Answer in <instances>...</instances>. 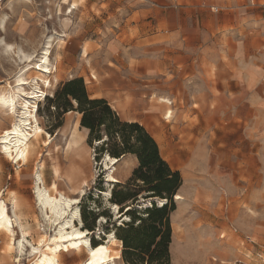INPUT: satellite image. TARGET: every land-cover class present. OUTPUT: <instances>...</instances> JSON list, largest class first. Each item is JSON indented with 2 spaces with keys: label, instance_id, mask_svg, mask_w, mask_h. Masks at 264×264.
<instances>
[{
  "label": "rangeland",
  "instance_id": "374dc122",
  "mask_svg": "<svg viewBox=\"0 0 264 264\" xmlns=\"http://www.w3.org/2000/svg\"><path fill=\"white\" fill-rule=\"evenodd\" d=\"M72 4L76 9L69 13ZM207 13L212 12L201 5V0H69L67 5L64 0H0V18L4 19L0 24V40L13 48L5 53L0 45V96H8L11 91L19 102L18 112L33 91L39 99L35 123L42 132L39 139L31 141L32 149H36L28 162L18 167L3 155L0 144L2 197L11 213V200L15 198L27 240L41 241V237L54 233L34 202L32 187L37 170L43 171L46 186L56 181L60 191L69 197H79L82 227L86 226L90 232L89 244L92 246V240L95 248L104 245L108 235L120 223L124 224L118 222L116 213L110 209L111 194L102 196V191H140L137 199L126 202L125 207L136 208L141 215L148 199L150 203L159 199L145 198L148 192L140 188L141 182L131 179L138 166L132 154L118 159L112 172L116 181H109L112 164L106 152L99 151L101 142H88V130L80 127L78 111L63 112L64 101L59 96L62 86L81 78L90 98L102 96L110 106L116 101V109L111 108L121 118L127 115L134 118L126 108L135 104L128 94L134 86L141 93L135 98L136 104L142 102L145 107L139 110L146 109L149 103L157 106L154 118L160 120L139 123L157 142L162 158L181 177L176 191L179 198L173 197L175 208L170 213V264H264V192L262 195L255 190H226L227 176L223 167L216 168L214 158L224 151L220 141L224 125L213 122L219 115L209 119L193 109L183 122H170L180 119L185 108L180 101L187 99V94L220 81L219 65L212 59L215 49L209 40ZM44 54L48 55L50 74L40 71ZM150 62L159 66L161 75L133 77V66ZM155 65L143 69L155 72ZM18 79L19 84L26 83L19 91ZM160 80L173 88L182 84L184 92L169 107L173 110L172 117L165 119L167 122L166 111L160 110L163 105L155 98L164 97L163 94L154 91L143 94L142 86L159 88V84L163 85ZM143 95L145 100L141 99ZM16 119L7 107H0V135ZM75 128L78 138L83 139L80 145L67 150ZM228 155L229 152L227 158ZM80 189L84 190L82 195ZM7 240L8 235L1 232L0 264L35 261L28 246L19 253L18 262L16 250L6 253ZM118 241L111 245L121 252L115 264H128L122 256V242ZM131 258L138 260L140 255ZM59 261L89 263L84 251L62 252Z\"/></svg>",
  "mask_w": 264,
  "mask_h": 264
},
{
  "label": "crops",
  "instance_id": "0c3cea01",
  "mask_svg": "<svg viewBox=\"0 0 264 264\" xmlns=\"http://www.w3.org/2000/svg\"><path fill=\"white\" fill-rule=\"evenodd\" d=\"M262 3L264 0H201V5L206 6L212 12L206 15L210 20L207 25L208 31L211 33L209 40L215 49V56L212 59L219 65L220 71L217 79L220 81L217 85L211 83L206 89L196 90L191 95L187 94V99L180 101L185 107L180 119L170 122L177 124L183 122L185 115H189L193 109H197L201 114L204 113L210 117L209 119L218 114L220 117L213 118V122L216 124L222 122L224 125V133L220 137L224 151L223 154L214 158L216 168L223 167L224 176H227L226 190H255L262 192L263 195L264 10L260 8ZM221 50L223 54H221ZM147 65L155 64L150 62L133 66L131 69L133 77L151 78L159 73L161 75L162 70L159 69V66L156 67L155 65V72H147L143 69ZM134 80L138 81V79ZM161 82L163 85L159 84L160 87L155 89H152L151 85L142 86L145 89L143 94L153 91L157 94H163L164 97L171 99V106H173L175 101L178 98L181 99V94L184 93L182 84L173 88L166 81L160 80ZM136 89L140 88L136 86L133 89L129 88L128 94L135 104L126 107L127 113L133 115L134 118L129 115L124 118L119 117L123 121L138 123L160 120L158 117L154 118L157 114L155 104L149 103L146 109L139 110L144 105L142 102L136 104L137 99L135 98L141 94L137 93ZM100 98L104 97L101 96ZM141 99L145 100V96L143 95ZM114 102L115 105L112 106L116 109V101ZM161 107L164 108L160 109L162 112L168 109L173 110V107L169 108L170 105L165 106L167 109L164 105ZM118 114L120 113L118 112ZM170 115L172 114L170 113ZM165 119L168 118L164 117ZM221 155H223L222 158H220ZM249 159L252 161H248ZM170 168L173 169L171 166ZM173 170L178 171L177 169ZM214 174L215 172L213 176H216ZM247 176H250V180H247ZM1 183L3 181L0 179V185Z\"/></svg>",
  "mask_w": 264,
  "mask_h": 264
},
{
  "label": "trees",
  "instance_id": "16d2710c",
  "mask_svg": "<svg viewBox=\"0 0 264 264\" xmlns=\"http://www.w3.org/2000/svg\"><path fill=\"white\" fill-rule=\"evenodd\" d=\"M59 96L64 101L63 112L76 110L81 115L80 127L88 130V142H101L99 151L117 159L124 154L136 156L138 166L131 179L141 182L140 188L148 192L145 198L166 200L161 206L151 202L141 215L136 208L125 207L126 202L137 199L140 191L121 193L113 190L110 193V202L119 207V214L129 218L114 231L122 242L123 258L128 264H170V213L175 208L173 197L181 184L179 171L171 169L162 158L157 142L143 125L120 119L106 99L90 98L81 78L66 82ZM83 221L86 222L84 213ZM90 242L95 245L92 240ZM133 255H140V258L133 260Z\"/></svg>",
  "mask_w": 264,
  "mask_h": 264
},
{
  "label": "bare ground",
  "instance_id": "6f19581e",
  "mask_svg": "<svg viewBox=\"0 0 264 264\" xmlns=\"http://www.w3.org/2000/svg\"><path fill=\"white\" fill-rule=\"evenodd\" d=\"M68 2L69 0H64V4L67 5ZM73 9H76L75 4H72L69 13H71ZM3 20L4 19L0 18V24L3 23ZM0 45L2 51L5 53L13 51L12 46L5 43L3 40H0ZM22 58L24 59V57ZM49 67L48 55L44 54L40 64V71L42 73L50 74L51 70ZM19 80L21 79L17 80L18 84L16 85L18 91L21 86L26 84L24 81H21L19 84ZM35 89H37V87ZM21 90L22 93H25L23 89ZM36 93V91H33L31 94H29V92L25 93L26 95H29L26 97L24 103L21 104L22 107L20 108V112H18L19 109H17L19 108V102L11 91L8 96H0V107H7L10 115L17 116L15 123H13L10 128L4 130L0 135L1 151L6 158L11 160L14 164H17L18 167L26 164L31 155L35 153L34 151L36 148L32 149L31 141L32 139H39L40 133L42 132L35 123L36 103L39 100L37 99V95H35ZM17 95H19V93ZM155 98H157L160 105H164V107L166 105L167 107L169 105L171 106L172 104V102L165 97ZM31 99L33 102H30ZM170 113L171 111L169 109L166 110L165 118H169L171 116ZM78 122L79 119L77 120V125ZM82 139L83 138H78L75 128L67 142L66 149L69 150L80 145ZM105 156L112 164L108 179L109 181H116L112 176V172L115 169L114 164L118 162V159L109 156L107 153ZM38 166L40 169L43 168L42 161ZM55 170V172L58 173L57 169ZM42 172L43 171L41 170L35 172L32 193L34 195L35 204L38 205L47 224L53 226L54 233L53 235L41 237V241L44 243H42L43 245H41V241L32 239L27 240L25 233L21 229V224L19 222L20 216L16 210L18 204L15 198L13 197L11 200V213L8 204L2 197L3 192L0 189V233L3 232L8 235V240L5 246L6 253L11 254L16 250L18 255L17 261L19 262V253H23V250L29 246L28 249H30V253L33 252L36 258L32 264H60L59 257L62 252L69 253L73 251H84L89 259V263L87 264H115V261L121 258V252L119 250H113L111 247V245L115 244L117 241L114 232L108 235V240L104 242V245L102 244L98 248H95L93 245L90 246V232L82 227L83 222L80 217V209L78 206L79 197H69L65 192L60 191L56 181H53L49 186H46ZM79 191L80 195L84 192L83 189H80ZM100 194L102 196H107L110 192L102 191ZM175 197L179 198V195H176ZM157 203L161 206L166 203V200L157 199ZM108 204L110 205V209L116 213L119 223L129 220L127 216L119 214V207L116 204L111 203L109 200ZM148 206H150V199L147 200L146 207Z\"/></svg>",
  "mask_w": 264,
  "mask_h": 264
},
{
  "label": "built area",
  "instance_id": "2783aa9c",
  "mask_svg": "<svg viewBox=\"0 0 264 264\" xmlns=\"http://www.w3.org/2000/svg\"><path fill=\"white\" fill-rule=\"evenodd\" d=\"M260 8L264 10V3L260 4Z\"/></svg>",
  "mask_w": 264,
  "mask_h": 264
},
{
  "label": "water",
  "instance_id": "95a60500",
  "mask_svg": "<svg viewBox=\"0 0 264 264\" xmlns=\"http://www.w3.org/2000/svg\"><path fill=\"white\" fill-rule=\"evenodd\" d=\"M148 207H150V206H148Z\"/></svg>",
  "mask_w": 264,
  "mask_h": 264
}]
</instances>
